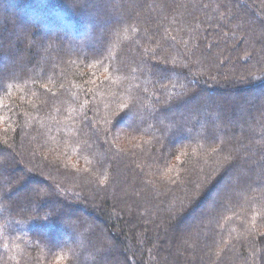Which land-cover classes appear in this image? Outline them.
<instances>
[{
  "label": "trees",
  "instance_id": "obj_1",
  "mask_svg": "<svg viewBox=\"0 0 264 264\" xmlns=\"http://www.w3.org/2000/svg\"><path fill=\"white\" fill-rule=\"evenodd\" d=\"M262 74L264 0H0V264H264Z\"/></svg>",
  "mask_w": 264,
  "mask_h": 264
},
{
  "label": "rangeland",
  "instance_id": "obj_2",
  "mask_svg": "<svg viewBox=\"0 0 264 264\" xmlns=\"http://www.w3.org/2000/svg\"><path fill=\"white\" fill-rule=\"evenodd\" d=\"M241 52L243 53V49L241 50ZM223 58H225V55H223ZM225 60V59H224ZM226 68V67H225ZM228 68H229V66H227V68L225 69V70H228ZM227 74V73H226ZM230 74H232V75H234V77H240L239 75L240 74H236V73H230ZM261 77V78H260ZM259 78L257 77V79L258 80H262L263 78H264V75L262 74L261 76H260ZM258 80H255V79H253V80H251V78L250 79H248L247 81H243V83H245V84H243L242 86H240L239 88H241V87H245V85H253L254 87H255V85H258L257 83L259 82ZM216 87H212V89H215ZM264 89V88H263ZM262 89V90H263ZM258 94V93H257ZM77 165V164H76ZM19 166L21 167V169L22 170H26V168L27 167H29V168H27V171L32 175V176H34L35 178L37 177L38 179H42V181L44 182H47L48 183V185L49 184H54V176L53 175H51L50 177H48L47 175H44V174H46V173H44V174H37L35 171H33L32 169H30V168H32V165H29V164H27L25 161H23V159H22V161H21V163L19 164ZM81 168H83V170H85L87 173H89V175L90 176H96V175H92L93 174V172L92 171H90L88 168H84V166H81ZM71 171V170H70ZM72 173H74V175H75V173H78V172H72ZM22 176V174H20V177ZM22 178V177H21ZM36 178V179H37ZM100 179H103V178H100ZM222 173H219L218 175L216 174V175H214V177L210 180V181H208L207 183H203V185H201L200 184V186L198 185L197 187H196V189L194 190V191H192L191 192V194H190V197H194V199H196V200H200V199H204V201L207 199H213L214 197H216V195L218 194V195H220V193L222 194V193H224V190H225V187H226V185H225V183H224V181L222 182ZM37 182V181H36ZM36 182H34L35 184H33V185H36L37 187H40L41 185H38ZM220 182V183H219ZM19 185V183H16V185H15V188L14 189H12V191L14 192V194L16 193V192H19V190H21V188H23V190H22V193H24V192H26V190H28V189H30V187H26L25 185H22L21 187H19L18 186ZM33 185H31V188L32 187H34ZM30 186V185H29ZM35 186V187H36ZM130 191H131V189L130 188H126L125 187V190H124V192L126 193V194H129L130 193ZM213 193V194H212ZM212 194V196L210 197V195ZM15 196L17 197L18 196V194H15ZM80 203V202H79ZM79 203H76V205H74L73 206V210L74 209H76L77 210V208H79L80 210L79 211H81V207H79L80 206V204ZM47 221L48 220H46V219H44L43 220V217H41V218H37V220H36V223H39V224H42V226H44V222L45 223H47ZM35 224V223H34ZM47 225V224H46ZM30 227V226H29ZM22 228L23 229H27L26 228V226H22ZM44 231L43 232H41V233H38L37 231L35 232V233H38V235H41V234H43V235H41L42 236V238L43 239H45L46 241L48 240V241H54V240H56L55 238H54V236H48L47 235V233H46V231H47V229H46V226H44ZM61 235L59 236V237H61V240H67V239H69L68 237H66V235L64 234V232H61L60 233ZM26 237V236H25ZM24 240V243H26V242H28L27 240H26V238H24V239H22V241ZM57 242H58V240H57Z\"/></svg>",
  "mask_w": 264,
  "mask_h": 264
}]
</instances>
